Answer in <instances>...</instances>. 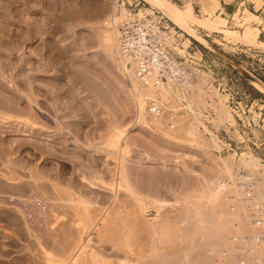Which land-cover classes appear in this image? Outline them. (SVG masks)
<instances>
[{"label":"rangeland","instance_id":"obj_1","mask_svg":"<svg viewBox=\"0 0 264 264\" xmlns=\"http://www.w3.org/2000/svg\"><path fill=\"white\" fill-rule=\"evenodd\" d=\"M128 1L136 2V0ZM140 1L150 9L154 8L147 1ZM215 1L179 0V6L183 7L182 12L186 19L192 21L193 25L205 27L201 32L208 41L206 46L197 40L204 47L200 49V46L184 33L183 45L186 47L191 42V47L196 45L204 53L207 61L217 58L225 64L223 72L226 74L227 92L232 90L230 95L219 96L214 84L211 81L208 83L206 78L201 77L200 84L207 86L205 90L201 85L197 87V99L193 101L198 104L202 100L206 101V97L212 99L210 105L215 116L210 119H213L211 122L215 128L223 121L233 123L234 118L240 119L238 132L231 129L229 133L233 137L232 150L219 152L217 149L222 147L220 138L207 125L206 131L210 134L208 136L201 126L204 123L196 119L197 116L194 118L186 111H178L179 107L172 108L170 105L174 106L176 99L171 94L168 95V99L161 97L163 101L158 102L159 112L155 115L157 122L151 123L154 121L150 122L153 112L147 110L145 100L147 93L142 87L139 91L145 93L143 100L147 116L146 124L154 132L151 131L155 138L150 137L154 138V145L160 143L158 146L163 148L157 154L152 146V158L145 156V145L142 149L132 147L125 151L128 147L126 148L123 138L121 140L119 138L113 148L106 145L110 138L116 137L114 125L117 124L125 131L131 130L135 125L134 100L131 95L127 97L120 90V83H124L130 90L133 88L127 68L123 67L122 61L119 62L120 58L117 59L111 50L103 47L99 38L107 32L106 36L111 35V31L114 30L101 21L109 12L113 0H18L14 7L11 6L14 3L10 4L12 10L5 1L4 9H8L9 19L2 21L8 22V28H11L9 33L16 35L15 37L22 42L23 38H26L24 32L30 27L33 37L23 41L22 52L24 51L26 57H21L22 61L17 59L19 64L16 59L9 61L2 57L0 60V79L8 84L9 88L6 89L12 90V94L17 92L19 103L15 111H6L7 109L0 107V146L3 145L0 151V264H236L235 257L229 249L226 253L228 257L221 256L222 253L219 252L210 255L209 250L219 249L221 245L226 246L229 235L235 233L227 229L225 223L227 220L235 222L234 217H230L231 200L228 192L238 195L239 190L225 192L229 187L226 178L234 176L233 168L236 165L244 164V167L248 166L253 170L258 168L259 157L264 160V98L248 90L244 84L246 82L252 85L264 95V83L252 79L248 74L251 72L264 81V9L258 10L259 6L254 0H227L230 2L228 6L232 18H228L226 25H221L218 22L222 16L214 11ZM262 1L264 4V0ZM188 2L189 4H186ZM192 3H195L194 9ZM245 9L258 14V18H249ZM10 13L14 16H10ZM246 24L254 26L255 30L259 28L257 39H250L248 43L238 39L228 38V40L223 33L213 29V26L229 28L235 31L236 34H233L237 37L239 34L243 37ZM104 29L106 32L103 31ZM34 47L51 51L54 62L42 59L45 65L48 63L51 65L45 66L48 72L30 70L39 63L30 56L27 57V52L29 53ZM14 65L22 68L14 69ZM235 68L241 69L244 73L234 74L232 71H236ZM84 71L86 74L91 73L96 82L100 78V82L108 81L109 87L112 86L111 91L114 94L111 93L108 107L103 103L104 100L98 98L99 87L83 77ZM31 72L33 75L35 72L41 79H45L47 74L56 78L60 76L61 84L68 88L73 87V91H76L72 94V103L76 106L71 105L72 103L69 106L54 101L53 95L47 89H42L44 87L39 84L35 87L32 83L31 86L30 80L23 79L28 73L31 75ZM43 75L46 77L44 78ZM234 76L238 78L237 82H233L235 85L231 83ZM13 77L16 78L15 82ZM8 78H11V83ZM34 87L38 89L36 92ZM134 92L139 94L136 89ZM37 94L39 98L42 96L41 99L43 98L45 102L43 99L39 100ZM47 95L52 96L53 101ZM163 102H166V106ZM38 104L43 107L47 104V106L41 109ZM35 106L40 112L35 110ZM172 109L176 111L173 112ZM68 126L71 128L69 129ZM25 131L30 132V136L35 140H30L31 138L25 135ZM189 131L196 132L195 137L189 135L188 138ZM166 137L169 143L171 142L168 145L159 140ZM42 138L48 142L50 151L46 150L48 151L46 152L43 145L44 149L40 150L42 147L41 144L38 146V142ZM189 142H192L190 147L187 146ZM197 145L204 148L206 153L195 150ZM120 146L126 149L121 151L118 149ZM184 152H188L191 156H184ZM166 154L168 156H165ZM251 154L255 155L253 161L250 160ZM221 157L230 162V172L223 170L224 163ZM80 173L98 187L88 188L87 182L79 180ZM152 173H156L157 176L151 184L148 176ZM204 175L215 180V184H211L212 187L216 186L217 179L222 178L223 182L225 181V187L221 190L223 192H218L221 199H217L218 203L222 204L221 207L218 204L217 208L218 210L222 208L221 211L214 210L217 206L214 207L215 205L209 200V195L215 187L212 190L206 184ZM41 177H44V180ZM67 181L85 197L65 187ZM111 185L118 186L112 189ZM147 185L149 188L151 185L155 188V196L170 199L173 204L161 205L155 202L152 195H149L150 192L146 190ZM135 186H138V191L141 193L135 189ZM65 188L68 190H64ZM30 196L42 199L47 204L46 211L37 212L32 205L19 208L13 204V198L24 199L25 204ZM73 200L74 202L77 200L76 203L72 202ZM89 237H91L90 241H88ZM82 243L90 245L97 253L96 260L85 261L86 253L79 250Z\"/></svg>","mask_w":264,"mask_h":264},{"label":"built area","instance_id":"obj_2","mask_svg":"<svg viewBox=\"0 0 264 264\" xmlns=\"http://www.w3.org/2000/svg\"><path fill=\"white\" fill-rule=\"evenodd\" d=\"M124 4L130 12L125 17H120V9ZM116 12L117 16L110 22V27L117 29L120 53L131 59L125 61L124 67L129 69L135 67V75L147 93L145 97L147 109L158 112L151 109L150 104L155 100L163 101L158 92L160 85H165L175 93L177 99L179 98L178 111H186L194 118L196 116L202 118L220 138L222 147L217 149L219 152L232 150L233 137L229 133L231 129L237 131L240 119L234 118L233 123L223 121L215 128L210 121V118L215 116L210 105L212 99L206 97V101L202 100L198 104L192 101L197 99V87L201 85L205 90L207 86L200 84L201 77L214 84L219 96L230 95L232 90L227 92L224 63L217 58L207 61L204 53L196 45L195 48L191 47V42L184 47L182 44L184 32L161 12L149 9V6L140 0L136 2L117 0ZM149 75H152L149 79L154 78L151 82L144 78ZM237 81L238 78L234 76L231 83L235 85L233 82ZM163 104L166 106V102ZM200 112L202 114H199ZM258 164V168L253 170L248 166L244 167V164L236 165L233 168L234 176L226 178L227 185L230 186L226 192L239 190L242 193L237 195L228 192L229 196L233 194L230 208L236 210L239 207L238 210L245 217L247 227L244 232L229 235L226 246L221 245L219 249L209 250L210 255L219 252L222 253L221 256L228 257L226 253L229 249L235 257L236 264H264V160L260 157ZM12 200L19 208L32 205L37 212L46 211L47 208V204L36 196L25 199V204L21 198Z\"/></svg>","mask_w":264,"mask_h":264},{"label":"bare ground","instance_id":"obj_3","mask_svg":"<svg viewBox=\"0 0 264 264\" xmlns=\"http://www.w3.org/2000/svg\"><path fill=\"white\" fill-rule=\"evenodd\" d=\"M5 1L7 2V6L9 5V7L8 8H10L11 6H13L14 7V5H15V2H17L18 0H0V60H2V57H4V58H7L9 61H11L12 59H18V60H21L22 58L21 57H26L25 55H24V51L22 52V49H23V47H24V45H23V41H25V40H29L30 38L32 39V32H31V30H32V28L30 29V27H28L29 28V30H27L26 32H24V33H26V34H24V35H26V38H23L22 40V42L19 40V38L17 39L15 36H13L14 34H10L9 33V30L11 29H9L8 28V22H4V21H2V19H5L6 20V18H8L9 16H8V9L6 10V8L4 9V7H5ZM33 1V0H32ZM116 1L117 0H113V4H112V6H111V8H110V10H109V12L107 13V14H105V17L103 18V20H101L102 21V23H104V24H107V26H110V22L112 21L113 22V20L112 19H114V18H116V16H117V12H116ZM145 1H147L149 4H151L152 5V7H154V8H157L161 13H163L169 20H171L174 24H176V25H178L181 29H183V30H185V31H187V32H189L191 35H193L194 36V38L196 39V40H198V41H200L202 44H206V46H207V44H208V41H207V39H206V37L204 36V33L203 32H201V30L198 28V27H196L195 25H193L191 22H189L188 21V19H186V17L184 16V14H183V12H182V10H180L172 1H170V0H145ZM29 2H31V1H29ZM11 3H14L13 5H11L10 6V4ZM6 6V7H7ZM12 7V8H13ZM125 4L121 7V12H120V17H125L130 11L128 10H126L127 9V7H126V9H125ZM154 8H152V9H154ZM11 9V8H10ZM150 9V8H149ZM151 9V10H152ZM12 10V9H11ZM11 10H9L10 12H11ZM14 10V9H13ZM245 12L248 14V17L249 18H257V15L255 14V13H253V12H250L249 10H247V9H245ZM2 13V14H1ZM11 14V13H10ZM13 14V13H12ZM10 15V16H14V15ZM7 16V17H6ZM132 16V15H131ZM4 17V18H3ZM12 18V17H11ZM9 19V18H8ZM7 19V20H8ZM109 24V25H108ZM241 24V23H240ZM177 26V27H178ZM27 28V27H26ZM27 28V29H28ZM111 28H114V30L113 31H111V35H109V36H106L107 34H108V32H107V34L105 35V34H103L102 36L100 35V37L99 38H101V43L103 44V47H105V48H107V49H109V50H111V52H112V54L113 55H116L117 56V59L118 58H120L119 59V62H121L122 61V63H123V67L125 66V61H131V59H130V57H126V55H122L121 53H120V51H119V49H118V32H117V29L115 28V27H111ZM103 29V28H102ZM101 29V30H102ZM246 29V32H245V35H243V40L244 41H250V39H255V36H256V32H253V31H247V28H245ZM21 31V30H20ZM103 31H105L106 32V30L104 29ZM222 33L224 34V36L226 37V39H238V37L235 35L236 33H235V31L234 30H230L229 28H223L222 30ZM15 33V32H14ZM233 33H235V34H233ZM23 35V34H22ZM105 35V36H104ZM250 35H252V37H250ZM17 36H18V34H17ZM20 36V35H19ZM30 37V38H29ZM228 39V40H229ZM31 41V40H30ZM26 43V42H25ZM182 44H183V42H182ZM184 46V45H183ZM32 48V47H31ZM18 54V55H17ZM27 57H31L32 58V60H36V61H38L39 63H37L36 65H34V66H32L33 68L32 69H30V70H35V72H37V70L38 71H40L41 72V70H42V73H43V71L44 72H46L47 70H46V68H45V66H47V67H49V63L47 64V65H45L43 62H42V59H43V61H44V59L47 61V62H54L55 60H54V58L51 56V51L50 50H48V49H44V48H37V47H34L29 53L27 52ZM20 58V59H19ZM116 59V58H115ZM18 60H17V62H18ZM23 60V59H22ZM21 60V61H22ZM25 60H26V58H25ZM31 60V59H30ZM40 60H41V62H40ZM20 61V62H21ZM33 63V62H32ZM35 63V62H34ZM18 64H19V62H18ZM55 64L56 63H54L53 65L55 66ZM1 65V64H0ZM16 65H17V63H16ZM121 65V64H120ZM51 66V65H50ZM89 66V65H88ZM1 67H3V66H1ZM17 67H19V66H17ZM17 67H15V65H14V69L15 68H17ZM21 67V66H20ZM19 67V68H20ZM53 67V66H52ZM51 67V68H52ZM22 68V67H21ZM10 69V68H9ZM126 69V68H125ZM2 70V69H1ZM33 70V71H34ZM13 71V70H12ZM128 73H129V75H128V77H130L131 78V81H132V84H133V88L134 89H136L138 92H139V94H137L136 92H134V89L133 88H131V90H130V88H127V86L124 84V83H120V90H122V93H125L124 95L125 96H127V97H129V95H131V97L133 98V100H134V103H135V105H134V110H135V117H134V123H135V125L132 127V129L131 130H128V131H125V130H123L124 128H122V127H119L117 124L116 125H114L115 127H114V130H115V132H116V137H112L111 135V137L112 138H110L109 140H108V142H106V145L107 146H110V148H113V147H115L116 146V143H117V141H118V139L120 138V140H121V138H123V140L125 141V144H126V148L124 147V146H120V148H118L119 150H125V151H128L130 148H132V147H137V148H140V149H142L143 147H144V145H145V147H146V149L144 150V154H145V156L147 157V158H152L153 157V148H152V146H154V148H155V151L154 152H157V154L158 153H160L162 150H163V148H162V146L160 147V146H158L160 143H158V144H156L158 147H156V145H154V142H153V139L155 138L154 137V132L151 130V128L150 127H148L147 126V124H146V111H145V109H144V100H143V96H144V94L146 93L145 91V93H141L139 90H141V88H142V85H141V82H140V80L136 77V75H135V67L134 66H132L130 69L129 68H127V70H126ZM10 72V71H9ZM35 72H34V75H33V73L31 74V75H29V73H28V75H25L24 77H23V79L24 78H27L28 80H30V82H29V84L32 86V83H33V86H35L36 87V85L37 84H39V85H41V86H43L44 88H42V89H47L48 90V92L50 93V94H52L53 95V97H54V101H58V102H61L62 104H68L69 106H70V104L72 103V101H73V96H72V94L75 92L76 93V91H73V87L72 88H68L67 86H64L63 84H61L62 82H60V80H59V78H60V76H59V78H56V77H54V75L52 76V77H50V76H48V74L44 77V75H43V77L45 78V79H41V78H38V76L39 75H37V74H35ZM48 72V71H47ZM12 73V72H11ZM19 73V72H18ZM83 73V72H82ZM93 73V72H92ZM5 74V73H4ZM23 74H26V73H23ZM10 76H11V74H9ZM18 75H20V74H18ZM22 75V74H21ZM42 75V74H41ZM0 76H1V74H0ZM8 76V75H7ZM9 76V77H10ZM13 76V75H12ZM11 76V77H12ZM110 76V75H109ZM150 76H152V75H149V76H145L144 78L147 80L148 79V82H151V80H153L154 78L152 77V78H150L149 79V77ZM80 77V76H79ZM83 77H85V79H88V81H90L91 83H93V84H95V86H98L99 88H97V90L98 91H100V95L99 94H97V96L99 95V97L98 98H100V99H102V100H104L105 102H103V103H105L106 104V106L108 107V105L110 104V102H111V99H110V97H111V93H113V91H111V87L112 86H110L109 87V83H108V81H99L100 80V78L98 79V81L96 82V80L95 79H93V77H92V75H91V73L90 74H86L85 73V71H84V74H83ZM106 77V76H105ZM1 78V77H0ZM2 78H3V75H2ZM15 80H14V82L16 81V78L15 77H13ZM107 78V77H106ZM113 78V77H112ZM3 79H5V77L3 78ZM27 79H25L26 81H27ZM80 79V78H79ZM8 80H9V82L11 81V78H8ZM25 81V82H26ZM8 82V83H9ZM12 82H13V79H12ZM34 82H36V83H34ZM87 82V81H86ZM103 82V83H102ZM11 83V82H10ZM17 83V82H16ZM15 83V84H16ZM19 83V82H18ZM90 83V84H91ZM115 83V82H114ZM117 83V82H116ZM14 84V83H13ZM21 84H23V83H21ZM20 84V85H21ZM27 84V83H26ZM28 84V86H30ZM88 85H89V83H87ZM131 84V85H132ZM12 85V84H11ZM17 85H19V84H17ZM38 85V86H39ZM114 85V84H113ZM26 86V85H25ZM24 86V87H25ZM118 86H119V84H118ZM118 86H116V87H118ZM6 87L7 88H9L8 87V84H6L3 80H1L0 79V107L1 108H3V109H7L6 111H9V110H16L17 109V105L19 106V103H18V97H17V95H16V91H15V95L14 94H12L13 92H11L9 89H6ZM12 86H10V88H11ZM16 85H15V89H16ZM23 87V86H22ZM34 87V88H35ZM70 87V86H69ZM115 87V86H114ZM30 88V87H29ZM32 88V87H31ZM30 88V89H31ZM89 88H91V87H89ZM92 88H93V86H92ZM91 88V89H92ZM12 89V88H11ZM33 89V88H32ZM36 89V88H35ZM34 89V92H36L38 89H36L35 90ZM40 89V88H39ZM14 90V89H13ZM96 90V92L98 93V91ZM113 90V89H112ZM40 91V90H39ZM43 91V90H42ZM45 91V90H44ZM94 91V90H93ZM27 92V91H26ZM47 92V93H48ZM47 93H45V94H47ZM159 94H160V97H163L164 99H168L169 98V96L168 95H172L173 97H175V99H176V104L173 106V105H170L172 108L173 107H175V108H177V107H179L180 106V102H179V98L177 99L176 98V95H175V93H173L172 91H171V89L169 88V87H167V86H165V85H160V90H159V92H158ZM164 93L165 94H167V95H164ZM20 94V93H19ZM29 94H31L30 92H29ZM28 94V95H29ZM34 94V93H33ZM44 94V93H43ZM114 94V93H113ZM112 94V95H113ZM143 94V95H142ZM32 95V94H31ZM147 95V94H146ZM23 96V95H22ZM30 96V95H29ZM33 97H34V95H32ZM32 96H30V97H32ZM36 96V95H35ZM37 96H38V94H37ZM51 96V95H50ZM165 96H167V98L165 97ZM27 97V96H26ZM25 97V98H26ZM32 97V98H33ZM42 97V96H41ZM41 97L39 98V96H38V98H39V100L41 99ZM45 97V96H44ZM47 97H48V95H47ZM126 97V98H127ZM31 98V99H32ZM38 98H35V99H38ZM48 98H51V100H52V96L51 97H48ZM125 98V99H126ZM172 98V97H171ZM22 99V98H21ZM20 98H19V100H21ZM31 99H29V100H31ZM34 99V100H35ZM43 99V98H42ZM41 99V100H42ZM47 99V98H46ZM26 100V99H25ZM44 100V99H43ZM48 100V99H47ZM50 100V99H49ZM99 100V99H98ZM194 100V99H193ZM192 100V101H193ZM53 101V100H52ZM76 101V100H75ZM126 101V100H125ZM20 103L22 102V101H19ZM25 102V101H24ZM28 102V101H27ZM30 102H32V100L30 101ZM29 102V103H30ZM41 102V101H40ZM43 102V101H42ZM44 102H45V100H44ZM44 102L42 103V104H44ZM47 102V101H46ZM174 102V101H173ZM222 102V101H221ZM48 103V102H47ZM131 103H132V101H131ZM171 103V102H170ZM32 104V103H31ZM55 104H57L56 102H55ZM51 105H53V103L51 102ZM58 105V104H57ZM71 105H73V103L71 104ZM78 105H80V104H78ZM158 105H159V103H158V101H153V103L152 104H150V106H151V109L153 108L154 109V111H156V110H158ZM38 106H39V104H38ZM45 106H47V104L45 105ZM44 106V107H45ZM73 106H76V105H73ZM132 106V105H131ZM25 107V106H24ZM36 108H35V110H37L38 112H40V109H38V107L37 106H35ZM41 109L42 108H44L43 106H39ZM49 107V106H48ZM47 107V108H48ZM60 107V106H59ZM72 107V106H71ZM158 107V108H157ZM21 108V107H20ZM54 108V107H53ZM76 108V107H75ZM127 108V107H126ZM128 108H130L129 107V105H128ZM59 109V108H58ZM73 109H74V107H73ZM77 109V108H76ZM26 110V109H25ZM31 110V109H30ZM51 110H52V107H51ZM121 110H122V108H121ZM148 110V109H147ZM160 110V109H159ZM29 111V110H28ZM49 111V110H48ZM57 111V110H56ZM62 111H63V109H62ZM80 111V110H79ZM78 111V112H79ZM150 111V110H149ZM11 112V111H10ZM50 112V111H49ZM52 112V111H51ZM60 112H61V110H60ZM73 112H74V110H73ZM152 112V111H151ZM159 112V111H158ZM158 112H153V117L150 119V122L151 121H153V122H151V123H156L157 122V120H155L156 119V116L155 115H158ZM3 113V112H2ZM8 113V112H7ZM76 113V112H75ZM149 113V112H148ZM161 113V112H160ZM160 113H159V115H160ZM165 113V112H164ZM168 113V112H167ZM8 114H10V113H8ZM199 114H202L201 112L199 113ZM14 115V114H13ZM149 115H151V114H149ZM16 116V115H15ZM42 116V115H41ZM50 116V115H49ZM53 116V115H52ZM72 116V115H71ZM169 116V115H168ZM222 116H224V114H222ZM222 116H221V118H222ZM28 117V116H27ZM36 117V116H35ZM149 117V116H148ZM162 117V116H161ZM171 117V116H170ZM220 117V116H219ZM29 118V117H28ZM33 118V117H32ZM64 118V117H63ZM181 118V117H180ZM184 118V117H183ZM38 119V118H37ZM75 119H78V118H75ZM157 119H159V117H157ZM173 119H175V118H173ZM196 119H198V120H200V121H202L203 122V120H202V118H200V117H197ZM25 120V119H24ZM58 120V119H57ZM67 120V119H66ZM178 120V119H177ZM211 120H213V119H210V121ZM7 121V120H6ZM12 121V120H11ZM27 121V120H26ZM40 121V120H39ZM77 121V120H76ZM161 121H162V119H161ZM175 121V120H174ZM71 122V121H70ZM149 122V121H148ZM176 122V121H175ZM42 123V122H41ZM173 123V122H172ZM196 123V122H195ZM204 123V122H203ZM26 124V123H25ZM55 124H57V123H55ZM80 124V123H79ZM159 124V123H158ZM187 124V123H186ZM193 124V123H192ZM28 125V124H27ZM35 125V124H34ZM43 125V124H42ZM68 125V124H67ZM72 125V124H71ZM173 125V124H172ZM181 125V124H180ZM197 125V124H196ZM199 125H200V123H199ZM2 126V125H1ZM4 126V125H3ZM32 126H33V124H32ZM56 126V125H55ZM74 126V125H73ZM78 126V125H77ZM161 126V125H160ZM159 126V127H160ZM201 126H202V128H204V131L206 132V133H208L206 130L208 129L207 128V124L206 123H204V124H201ZM5 127V126H4ZM38 127V126H37ZM36 127V128H37ZM50 127V126H49ZM64 127V126H63ZM67 127V126H66ZM10 128V127H9ZM34 128V127H33ZM54 128V127H53ZM68 128H69V126H68ZM71 128V127H70ZM69 128V129H70ZM73 128V127H72ZM150 128V129H149ZM40 129V128H39ZM42 129H43V127H42ZM48 130V129H47ZM47 130H44V131H47ZM74 130H76V129H74ZM210 130V129H209ZM72 131V130H71ZM70 131V132H71ZM78 131V130H77ZM153 133H152V132ZM194 131V130H193ZM197 131V130H196ZM4 132V131H3ZM7 132V131H6ZM24 132V131H23ZM111 132V131H110ZM25 133H26V131H25ZM75 133V132H74ZM198 133V132H197ZM211 133V132H210ZM23 134V133H22ZM32 134H34V133H32ZM36 134V133H35ZM146 134H148V136H146ZM194 134H196V132L195 133H193L192 131H189V133H188V138H189V135H191V136H194L195 137V135ZM199 134V133H198ZM209 134V133H208ZM27 137H30L31 139L30 140H33V138L30 136L31 134H30V132H28V133H26L25 134ZM24 135V136H25ZM44 135V134H43ZM33 136V135H32ZM39 136V135H38ZM74 136V135H73ZM105 136V135H104ZM150 136H152V137H154L153 139L150 137ZM35 137V136H34ZM40 137V136H39ZM203 138V137H202ZM215 138V137H214ZM47 139V138H46ZM49 139V138H48ZM168 139H170V140H172L171 138H168ZM12 140V139H11ZM35 140V139H34ZM33 140V141H34ZM79 140V139H78ZM159 140H161V142L163 143V144H170L169 143V141L167 140V137L164 139V138H160ZM9 141H10V139H9ZM37 142H38V140H36ZM35 141V142H36ZM52 141V140H51ZM53 141H54V139H53ZM72 141V140H71ZM4 142H6V141H4ZM36 142V144H38L39 143V145L38 146H40V144H41V147H42V145L44 146V148H45V151L46 150H48V151H50V149L51 148H48L49 147V144H48V146H47V141L46 140H44L43 138L41 139V140H39V142L37 143ZM155 142H156V140H155ZM173 142V141H172ZM176 142V141H175ZM198 142V141H197ZM18 143V142H17ZM20 143V142H19ZM33 143V142H32ZM31 143V144H32ZM5 144V143H4ZM7 144V143H6ZM5 144V145H6ZM22 144V143H21ZM51 144V143H50ZM59 144V143H58ZM192 144V142H189L188 144H187V146H192L191 145ZM4 145V146H5ZM11 145V144H10ZM62 145V144H61ZM174 145H175V143H174ZM3 146V145H2ZM2 146H0V151H2L1 150V147ZM14 146H15V144H14ZM103 146H105V145H103ZM164 146H166V145H164ZM171 146V145H170ZM178 146V145H177ZM52 147H54V146H52ZM65 147V146H64ZM188 147V148H189ZM16 148H17V146H16ZM16 148H15V150H16ZM38 148V147H37ZM43 147L42 148H40V150L41 149H44ZM109 148V149H110ZM169 148V147H168ZM192 149H193V147H191ZM195 150H199L200 152H203V153H206V151L204 150V148H202L201 146H198L197 145V147L196 148H194ZM39 150V151H40ZM77 150V149H76ZM189 150V149H188ZM18 151V150H17ZM36 151V150H35ZM38 151V150H37ZM44 151V150H43ZM48 151H46V152H48ZM54 151V150H53ZM4 154V153H3ZM52 154V153H51ZM184 154V156H186V157H188V156H191V154H189L188 152H184L183 153ZM40 155H42V154H40ZM65 155V154H64ZM77 155V154H76ZM212 155V154H211ZM233 155V154H232ZM244 155V153L242 154V156ZM165 156H168L167 154L165 155ZM67 157V156H66ZM226 157V156H225ZM73 158V157H72ZM80 158V157H79ZM212 159H214V158H212ZM255 159V155L254 154H251L250 155V160L251 161H253ZM74 160V159H73ZM221 161L224 163V171L225 172H230V170H231V164H230V162L229 161H227L225 158H222L221 157ZM74 162V161H73ZM215 163H216V161H214ZM213 162V163H214ZM19 163V162H18ZM26 164V163H25ZM24 164V165H25ZM86 164V163H85ZM55 165V164H54ZM32 166V165H31ZM207 167V166H206ZM208 167H210V166H208ZM29 168V167H28ZM89 168V167H88ZM44 169V168H43ZM33 170V169H32ZM39 170V169H38ZM81 170V169H80ZM31 171V170H30ZM43 171H46V170H43ZM55 171H57V170H55ZM108 171V170H107ZM205 171H207V170H205ZM52 172V171H51ZM96 172V171H95ZM98 172V171H97ZM120 172V171H119ZM118 172V173H119ZM31 173V172H30ZM35 173V172H34ZM42 173V172H41ZM46 173V172H45ZM48 173V172H47ZM46 173V174H47ZM83 173V172H82ZM82 173H80V178L81 179H79V180H83L84 182H87V184L89 185V186H87L88 188H96V187H98L97 185H95L92 181H90L87 177H85ZM43 174H44V172H43ZM50 174H52V173H50ZM57 174V173H56ZM120 174V173H119ZM122 174V173H121ZM125 174V173H124ZM205 174V173H204ZM47 175H49V173L47 174ZM52 175H54V174H52ZM61 175V174H60ZM90 175V174H89ZM98 175V174H97ZM102 175V174H101ZM147 175V174H146ZM207 175V174H206ZM39 176V175H38ZM99 176V175H98ZM151 176V177H150ZM150 176H148V179H150L149 181L151 182V184H152V181L155 179V177L157 176V174L156 173H152ZM47 177V176H46ZM58 177V176H57ZM60 177H62V176H60ZM100 177V176H99ZM41 178H43V180H44V177H41ZM55 178H56V176H55ZM120 178V177H119ZM127 178V177H126ZM204 178H205V182H206V184L208 185V186H210L211 188H212V190H214V187H215V190L214 191H211V194L209 195L210 196V201L212 202V205H215L214 207H216L214 210H218L217 208H218V204H220V203H218V201H217V199L219 198V199H221L219 196H218V192H223V191H221L222 189H224L223 187H225L224 185V182H223V179L221 178V179H217V183H216V186H213L212 187V185L211 184H215V180L213 181L212 179H210V178H207V176H205L204 175ZM219 178V177H218ZM54 179V178H53ZM70 179V178H69ZM68 179V180H69ZM64 180V179H63ZM74 180V179H73ZM55 181V180H54ZM57 181V180H56ZM72 181V180H71ZM51 182V181H50ZM66 182V181H65ZM110 182V181H109ZM128 182V181H127ZM204 182V183H205ZM52 183H53V181H52ZM73 183V182H72ZM106 183V182H105ZM121 183V182H120ZM124 183V182H123ZM145 183V182H144ZM54 184V183H53ZM66 184V183H65ZM112 184V183H111ZM117 184V183H116ZM78 185V184H77ZM104 185V184H103ZM110 185V184H109ZM120 185V184H119ZM83 186V185H82ZM117 186L118 185H114V187H112V185H111V188L112 189H116L117 188ZM130 186V185H129ZM129 186H127V187H129ZM139 186V185H138ZM138 186H135V189H137V191H138ZM148 187H147V189L146 190H148L149 192H150V194L149 195H152V198L155 200V202L157 201V203H159V204H161V205H170V204H173V201H171L170 199H162L163 197H159V196H155L154 195V193H155V188L153 187H151L150 186V188H149V185H147ZM205 186V185H204ZM203 186V187H204ZM62 187H64V186H62ZM65 187H69V188H71V190H74L75 192H77L78 194H82L83 195V193L82 192H78L77 191V189L74 187V185L73 184H71V183H69L68 184V181H67V185L65 186ZM85 187V186H84ZM230 187V186H229ZM87 188V189H88ZM119 188H120V186H119ZM125 188V187H124ZM133 188V187H132ZM131 188V189H132ZM142 188V187H141ZM140 188V189H141ZM60 189V188H59ZM86 189V188H85ZM130 189V190H131ZM139 189V190H140ZM55 190V189H54ZM57 190V189H56ZM64 190H68V189H64ZM84 190V189H83ZM143 188H142V192H143ZM205 190H207V189H205ZM74 191H73V193H74ZM86 191V190H85ZM137 191H135V192H137ZM72 192V191H71ZM130 192V191H129ZM139 192V191H138ZM161 192V191H160ZM226 192V191H225ZM69 193V192H68ZM67 193V194H68ZM73 193H72V195H73ZM139 193H141V192H139ZM144 193V192H143ZM152 193V194H151ZM158 193V192H157ZM241 192H239L238 191V195L240 194ZM61 194H63V193H61ZM156 194V193H155ZM221 194V193H220ZM71 195V194H70ZM75 195V194H74ZM73 195V197H75ZM114 195V194H113ZM112 195V196H113ZM135 195V194H134ZM241 195V194H240ZM78 196V195H77ZM111 196V197H112ZM141 196V195H140ZM162 196V195H161ZM224 197H225V195H223ZM72 197V198H73ZM81 197V196H80ZM83 197H85V195H83ZM82 197V198H83ZM136 197H137V195H136ZM141 197H143V196H141ZM222 197V196H221ZM230 198H229V200H231V195L229 196ZM70 198V197H69ZM81 198V199H82ZM75 199H77L76 197H75ZM80 199V201H81V203H83L82 201L83 200H81ZM138 199V198H137ZM228 199V198H227ZM226 199V200H227ZM86 200L88 201V198H87V196H86ZM140 200V199H139ZM225 200V199H224ZM76 201L77 200H75V202H74V200L72 201V202H74V203H76ZM79 201V200H78ZM87 201H85V203L87 202ZM90 201V200H89ZM210 201H209V203H210ZM216 201H217V203H216ZM91 202V201H90ZM79 203V202H78ZM221 205L222 204H220V207H221ZM75 206V205H74ZM85 206V205H84ZM86 206H87V203H86ZM88 206H89V204H88ZM157 207V206H156ZM213 207V206H212ZM239 209V207L236 209V210H231V208L229 209V211L231 212V215H230V217L232 216V217H234V220H235V222H233V221H230V220H227L226 221V223L225 224H227V225H225V226H227V229L229 228V230L231 229L232 231H235V233H241V232H244L245 231V227H247L246 226V219H245V217L241 214V211H239L238 210ZM222 210V208H220L218 211H221ZM223 210H225V209H223ZM226 213H227V211H225ZM224 212V213H225ZM228 217V216H227ZM222 227H223V225H222ZM237 231V232H236ZM235 233H233V234H235ZM231 235V234H230ZM90 238L91 237H89V239H88V241H90ZM228 239H229V237H228ZM89 243V242H88ZM80 251H82V252H84V253H86V255H85V261L87 262V261H91V260H96V257H97V253L92 249V247L90 246V245H87L86 243L85 244H83L82 243V246H81V249H79ZM76 258V257H75Z\"/></svg>","mask_w":264,"mask_h":264},{"label":"crops","instance_id":"obj_4","mask_svg":"<svg viewBox=\"0 0 264 264\" xmlns=\"http://www.w3.org/2000/svg\"><path fill=\"white\" fill-rule=\"evenodd\" d=\"M177 2H175L178 6L180 5V2H179V0H176ZM181 1H183V0H181ZM254 1H256L257 2V4H258V10L260 9V11H261V9H264V4L262 3L263 1L262 0H254ZM254 1H251V2H253L254 3ZM186 4H189V2L188 3H186ZM186 4H185V6H186ZM194 4L195 3H192V5H193V9H194ZM215 9H214V11L218 14V15H221L222 16V18L220 17L219 18V24H221V25H226V23H227V21H228V18L230 19V18H232V17H230L231 16V12H229V4H230V2L229 1H227V0H216L215 1ZM201 6V5H200ZM183 8V7H182ZM248 10V9H247ZM209 11H211V9H209ZM187 12H189V11H187ZM212 12V11H211ZM251 12V11H250ZM212 14H213V12H212ZM235 14H237V13H235ZM215 15L216 14H214V17H215ZM257 15V18H258V14H256ZM248 16V15H247ZM216 19H217V17H216ZM221 20V21H220ZM245 28H247V29H250L251 31H253V32H256V36H255V39H257V35H258V33H259V28L257 27L256 29L257 30H255L254 29V26H251V25H248V24H246V26H245ZM213 29L214 30H217L218 32H221L222 33V29H223V27H214L213 26ZM254 29V30H253ZM240 35H242V34H239V37H238V40H241V41H243V42H245V43H248V42H250V41H244L243 40V37L242 36H240ZM224 67H225V64H224Z\"/></svg>","mask_w":264,"mask_h":264},{"label":"trees","instance_id":"obj_5","mask_svg":"<svg viewBox=\"0 0 264 264\" xmlns=\"http://www.w3.org/2000/svg\"><path fill=\"white\" fill-rule=\"evenodd\" d=\"M171 1V0H170ZM175 1L176 0H174V4L180 9V10H183V8L182 7H180V6H178L176 3H175ZM191 23H193L192 21H191ZM196 27H198L200 30L201 29H203V28H205V27H203V26H200V25H195ZM190 40L191 41H193V42H195L196 43V45H198V46H200V49L202 48V49H204V47H203V45L201 44V43H199L197 40H195V39H193V38H191L190 37ZM229 66V65H228ZM228 68H230V67H228ZM232 72H234V74H236L237 75V72L236 71H232ZM245 84V87L248 89V90H251V91H254V92H256V95H258V96H260V97H262V98H264V95L261 93V92H259L255 87H253L252 85H250V84H248V83H244Z\"/></svg>","mask_w":264,"mask_h":264},{"label":"water","instance_id":"obj_6","mask_svg":"<svg viewBox=\"0 0 264 264\" xmlns=\"http://www.w3.org/2000/svg\"><path fill=\"white\" fill-rule=\"evenodd\" d=\"M157 11H159V10H157ZM160 12V11H159ZM163 14V13H162ZM164 15V14H163ZM176 25V24H175ZM176 26H178V25H176ZM178 28L179 29H181L179 26H178ZM187 36H189V37H191V38H193V39H195L194 38V36L193 35H191L189 32H187V31H185V30H183V29H181ZM196 40V39H195ZM235 70L237 71V73H239L240 75H242L244 72H242V70L241 69H239V68H235ZM248 74L250 75V77L252 78V79H254V80H256V81H260V82H263L264 83V81L262 80V79H260V78H258L257 76H255L253 73H251V72H248ZM249 82L251 83V81L249 80ZM252 84V83H251Z\"/></svg>","mask_w":264,"mask_h":264}]
</instances>
